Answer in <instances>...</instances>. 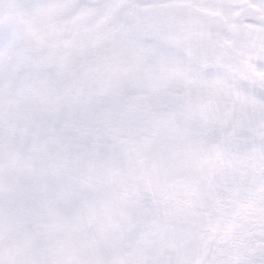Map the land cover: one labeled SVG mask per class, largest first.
Returning <instances> with one entry per match:
<instances>
[{
	"label": "snow or ice",
	"instance_id": "1",
	"mask_svg": "<svg viewBox=\"0 0 264 264\" xmlns=\"http://www.w3.org/2000/svg\"><path fill=\"white\" fill-rule=\"evenodd\" d=\"M0 264H264V0H0Z\"/></svg>",
	"mask_w": 264,
	"mask_h": 264
}]
</instances>
